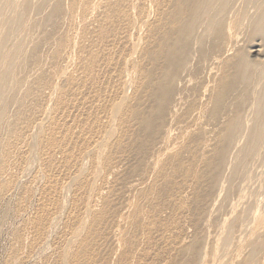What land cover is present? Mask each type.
<instances>
[{"label": "bare ground", "instance_id": "obj_1", "mask_svg": "<svg viewBox=\"0 0 264 264\" xmlns=\"http://www.w3.org/2000/svg\"><path fill=\"white\" fill-rule=\"evenodd\" d=\"M161 3L156 11L159 21L151 29V34L156 37L150 35L143 40L144 49L139 56L140 40H136L127 55L139 57L140 69L134 74L128 67L118 72L116 77L121 87L117 96L109 104L97 106L110 115V121L104 124L106 128L111 126L106 131L107 136L115 133L120 137L129 136L137 124L144 131L152 132L156 119L168 115L170 107L179 104L181 98H188L190 90L198 91L199 98L191 109L217 120L221 129L216 137L215 152L211 158H203V163L212 171L207 179L209 200L202 233L200 237H194L189 250L195 256L203 255L217 233L220 236L216 244L219 252L236 260L244 257V264H264V58L248 57L250 50L264 56V0H162ZM87 4L85 0H0V124L7 120V132L13 137L8 135L6 143L0 145V195L10 190L9 182L2 178L4 174L10 176L9 151L29 149L28 162L20 178L34 172V167L36 172L21 195L25 201L38 197L36 211L28 222L30 226H25L28 234L42 237L41 250H45V243L49 241H44L48 237V228L41 224L39 217L56 221L62 215L63 206L52 208L49 202L56 194L59 202L69 197L72 181L82 173L87 162L85 159L74 162L75 172L65 178L67 181H62L52 154L58 153L70 162L68 153L58 145L56 137L58 126L65 118L59 117L58 112L79 93L60 89L49 121L44 112L34 116L27 104L33 94L44 88L40 81L41 75L48 72L47 66H51L48 63L68 64L65 48L73 39L71 33L76 18L94 11L96 20L85 24V30L98 32L101 37L108 33L101 30L100 23L107 20L106 8L114 13V3L98 0L93 9H86ZM125 26L134 33L138 31L134 22H125ZM85 41L90 42L91 37L84 38L82 44ZM120 42L126 43V39L121 38ZM87 55L88 51L84 50L78 59L83 70L91 65L89 58L92 60V56ZM156 61L159 65L155 67ZM153 62L155 64L150 67ZM156 71L159 78L153 82ZM84 74L88 75L87 72ZM83 77L81 73L77 75L79 79ZM190 77L195 80L187 88L185 84L189 83ZM203 95L207 98L203 99ZM96 96L93 94V98ZM148 99H153L155 106L145 113L142 109ZM11 101L17 105L13 112L15 107L10 108ZM178 115L177 110L172 117L174 124ZM26 118L30 120L31 130L23 133L18 125ZM117 122L124 123L114 130ZM85 137L91 138V134ZM103 138L95 142L98 145L94 149L89 147V152L95 150L97 160L103 155L108 141ZM108 162L111 164L110 157ZM97 164H92L90 177L73 190L72 199L83 197L86 201L78 207L80 216L68 218L66 222L71 233L64 243V251L81 238L82 229L95 223L89 219L92 212L102 209L104 191H98L92 197L95 180L103 171ZM195 178L196 184L206 180L200 174ZM36 186L41 187L39 193ZM228 213L229 217L223 219ZM93 235L94 231L89 229L87 239H92ZM84 241L79 242L76 260L89 245H84ZM31 251L26 255L15 252L16 263L22 264L29 259ZM59 253L57 264L73 263L62 251Z\"/></svg>", "mask_w": 264, "mask_h": 264}, {"label": "rangeland", "instance_id": "obj_2", "mask_svg": "<svg viewBox=\"0 0 264 264\" xmlns=\"http://www.w3.org/2000/svg\"><path fill=\"white\" fill-rule=\"evenodd\" d=\"M85 1L89 3L85 8L93 9L98 0ZM107 1L114 3L115 8L114 13L106 8L107 20L100 23L101 30L108 33L101 37L98 32L94 34L85 30V24L96 20L97 14L94 11L76 18V26L71 33L73 39L65 48V53L68 52L69 55L68 64L63 66L64 63H48L51 65L47 66L49 73L40 74V82L44 88L36 92V95L33 94L27 104L34 116L44 112L47 115L46 121H49L60 89L67 93H79L58 112L59 117L65 118L58 126L56 137L58 145L68 153L70 162L63 160L58 153L52 154L62 181H67L65 178L75 172L74 162L76 164L85 159L87 166L72 181L68 198L59 202L58 194L52 196L50 207L63 206L62 215L56 221H50L45 216L39 217L41 224L48 228V237L44 241H49L48 244L45 243V250H41L42 237L27 232L36 211L35 206L39 202L38 197L26 202L21 195L36 168H33L34 172L25 173L20 178L21 171L28 162L29 149L9 151L12 161L8 164L10 176L5 177L7 175L4 174L2 178L9 182L10 190L7 194L0 195V264H17L14 253L26 255L30 250L29 259L22 264H57L60 251L66 259L73 261L70 264H244V257L236 260L229 254L218 251L216 244L220 236L217 233L212 236L211 244L203 255L195 256L189 250L194 237L198 238L202 233L209 200L207 179L211 177L212 171L203 163V158H211L215 152L216 137L221 129V123L217 120L191 109L199 98L198 91L190 90L188 98H181L179 104L170 107L168 115L156 119L152 132L144 131L137 124L129 136L120 137L119 133L107 136L109 134L106 131L111 126L106 128L104 124L110 121V115L97 109V106L107 105L117 96L121 87L116 77L118 72L128 67L134 74L140 69L138 56L144 49L143 40L150 35L156 37L151 34V29L159 21L156 11L161 7L162 0ZM142 17L144 20L140 21ZM128 21L137 24L136 33L125 26ZM36 31L39 32V29ZM90 37V42L82 44L84 38ZM121 38H125L126 43H121ZM138 39V56L128 57L133 42ZM84 50L88 51L87 56L90 57L91 54L92 60L88 57L90 68L83 70L78 59L84 54ZM248 57L264 58L262 54H256L252 50ZM154 64L155 62L149 66ZM157 64L159 65L158 61L155 67ZM157 71L153 82L159 78ZM79 73L84 76L83 79L77 78ZM193 80L195 78L190 77L185 87L192 85ZM93 94L97 96L93 98ZM202 98L207 97L203 95ZM14 103L9 104L10 108L15 107ZM154 106L155 101L148 99L142 110L147 113ZM10 108L9 112L12 110ZM16 109L15 107L12 112ZM177 110L179 115L174 124L172 117ZM5 122L8 121L4 120L0 124V132L3 133H0L3 136L0 137L5 139H0V145L3 142L5 144L10 137ZM123 123H115L113 129ZM3 124L6 125L5 130ZM18 127H21L19 129L23 133L30 132V120L24 119ZM88 134H91V138L85 137ZM100 137H104V140L107 138L108 141L103 155L97 160L93 152L95 150L89 152V147L94 149L98 145L95 142ZM108 157L111 158V164ZM95 162H98L97 165L103 171L95 180L92 197L98 191H104L102 209L92 212L89 219L95 220V223L82 229L81 238L73 247L64 251V243L71 233L66 222L68 218L80 216L78 207L86 201L83 197L72 199L73 190L78 183L90 177L92 164ZM197 174L204 175L206 180L196 184ZM41 185L43 184L40 183ZM39 188L41 187H35L37 193ZM228 217L229 213L223 219ZM89 229L94 231L92 239H87ZM118 229L120 230L116 231ZM237 233L240 236L241 230ZM82 241L84 245H89L86 251L78 255L79 260H76V253L80 251L79 242ZM239 241L241 243L242 240Z\"/></svg>", "mask_w": 264, "mask_h": 264}]
</instances>
